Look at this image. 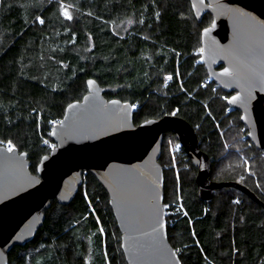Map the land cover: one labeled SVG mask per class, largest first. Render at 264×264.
Wrapping results in <instances>:
<instances>
[{"label":"trees","instance_id":"16d2710c","mask_svg":"<svg viewBox=\"0 0 264 264\" xmlns=\"http://www.w3.org/2000/svg\"><path fill=\"white\" fill-rule=\"evenodd\" d=\"M211 22L208 13L197 21L188 0H0V144L26 152L36 173L55 146L53 127L94 79L107 99L133 106L136 125L170 113L188 122L210 178L264 204V151L246 137L240 111L229 110L231 93L206 82L201 30ZM159 162L163 206L179 202L186 213L167 226L182 264H264L262 205L232 186L201 201L196 167L179 155L173 167L164 142ZM83 179L70 203L51 201L8 264H126L107 192L90 172Z\"/></svg>","mask_w":264,"mask_h":264},{"label":"water","instance_id":"95a60500","mask_svg":"<svg viewBox=\"0 0 264 264\" xmlns=\"http://www.w3.org/2000/svg\"><path fill=\"white\" fill-rule=\"evenodd\" d=\"M201 30L200 59L230 109L240 111L246 137L264 151V0H188ZM87 93L66 106L51 132L55 146L36 173L26 152L0 144V264L15 246L37 233L51 201L68 204L90 172L103 186L121 238L126 264H182L167 236L163 210L164 173L159 162L163 137L174 134L196 167L198 198L209 204L213 191L235 187L258 204L248 188L210 178L211 160L193 127L174 113L135 124L130 103L107 99L94 80Z\"/></svg>","mask_w":264,"mask_h":264},{"label":"built area","instance_id":"2783aa9c","mask_svg":"<svg viewBox=\"0 0 264 264\" xmlns=\"http://www.w3.org/2000/svg\"><path fill=\"white\" fill-rule=\"evenodd\" d=\"M210 79L206 80V82H209ZM205 85L202 84V87ZM171 150L172 153L178 154L181 157H184L186 159H188L186 153L184 152V148L180 143H176L173 144L171 146ZM163 210H164V216H165V221H166V226H171L174 223L175 220V215L178 214H183L185 215V211L182 209L180 203L178 202L177 204H170L168 203V205L166 204L165 206H163Z\"/></svg>","mask_w":264,"mask_h":264},{"label":"rangeland","instance_id":"374dc122","mask_svg":"<svg viewBox=\"0 0 264 264\" xmlns=\"http://www.w3.org/2000/svg\"><path fill=\"white\" fill-rule=\"evenodd\" d=\"M229 110H230V108H229ZM163 142L166 145V151H167L168 157H169V159L171 161V165H173V167H175L176 166V163H177L178 154L172 153V150H171V146L173 144H175V140L173 138L169 137L168 136V132H166L164 134V137H163ZM1 144L2 145H5V146H7L9 148H13L9 143H1ZM224 145H225L226 148H228V149L230 148V145L229 144L224 143Z\"/></svg>","mask_w":264,"mask_h":264}]
</instances>
